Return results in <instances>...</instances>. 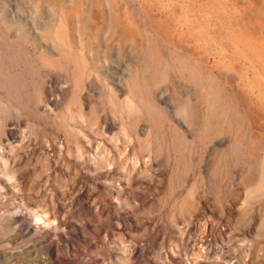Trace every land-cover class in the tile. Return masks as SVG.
Masks as SVG:
<instances>
[{"label": "rangeland", "instance_id": "1", "mask_svg": "<svg viewBox=\"0 0 264 264\" xmlns=\"http://www.w3.org/2000/svg\"><path fill=\"white\" fill-rule=\"evenodd\" d=\"M0 264H264V0H0Z\"/></svg>", "mask_w": 264, "mask_h": 264}]
</instances>
